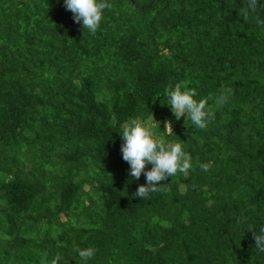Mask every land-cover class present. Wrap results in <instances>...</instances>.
<instances>
[{"label":"trees","instance_id":"trees-1","mask_svg":"<svg viewBox=\"0 0 264 264\" xmlns=\"http://www.w3.org/2000/svg\"><path fill=\"white\" fill-rule=\"evenodd\" d=\"M107 2L92 34L64 0H0V264H264V0ZM177 83L206 129L166 105ZM152 115L192 168L141 199L120 132Z\"/></svg>","mask_w":264,"mask_h":264},{"label":"clouds","instance_id":"clouds-1","mask_svg":"<svg viewBox=\"0 0 264 264\" xmlns=\"http://www.w3.org/2000/svg\"><path fill=\"white\" fill-rule=\"evenodd\" d=\"M257 0H249V8L255 11ZM66 10L72 12L74 22L82 24V28L87 32L95 34L100 27L103 19V13L112 6L107 0H64ZM245 21L248 19V11L243 10L239 13ZM264 23V22H260ZM230 90L225 89L220 96L214 98L217 106L222 105L227 100V93ZM167 97V103L177 121L185 116V126L191 122L197 129H206L208 122L213 118L212 108L208 104L209 98L195 99L197 93L195 89H183L180 83L174 86L169 85L164 89ZM164 131L172 135L173 123L165 120ZM160 128V121H157L152 115L147 121L137 118H130L122 125L121 145L122 159L129 164L130 177L139 180L142 173L146 177V183L139 185L134 197L147 199L150 193L160 190L162 181L169 177L182 174L187 177L192 168L191 155L184 151L181 143H166L161 138L154 137L152 129ZM151 165L150 170L146 166ZM199 167L203 171H208L210 163H202ZM255 248L264 252V227L260 232H253ZM83 261L94 257L96 249L76 248L74 249ZM61 257L58 255L52 264H57Z\"/></svg>","mask_w":264,"mask_h":264},{"label":"rangeland","instance_id":"rangeland-1","mask_svg":"<svg viewBox=\"0 0 264 264\" xmlns=\"http://www.w3.org/2000/svg\"><path fill=\"white\" fill-rule=\"evenodd\" d=\"M181 118L183 119V118H185V116H182ZM180 189H182V186L180 187Z\"/></svg>","mask_w":264,"mask_h":264}]
</instances>
